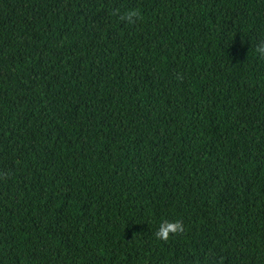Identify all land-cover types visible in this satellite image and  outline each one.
Returning <instances> with one entry per match:
<instances>
[{
	"label": "trees",
	"instance_id": "1",
	"mask_svg": "<svg viewBox=\"0 0 264 264\" xmlns=\"http://www.w3.org/2000/svg\"><path fill=\"white\" fill-rule=\"evenodd\" d=\"M261 44L264 0H0V264H264Z\"/></svg>",
	"mask_w": 264,
	"mask_h": 264
},
{
	"label": "clouds",
	"instance_id": "2",
	"mask_svg": "<svg viewBox=\"0 0 264 264\" xmlns=\"http://www.w3.org/2000/svg\"><path fill=\"white\" fill-rule=\"evenodd\" d=\"M112 15L117 16L121 22L132 25L140 18L138 9H129L121 13L120 9H114ZM255 52L261 60H264V44L256 46ZM10 173H0V179L6 180ZM185 233V225L182 220L162 219L154 233V238L163 243H168L171 239L182 236Z\"/></svg>",
	"mask_w": 264,
	"mask_h": 264
}]
</instances>
